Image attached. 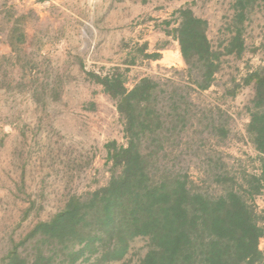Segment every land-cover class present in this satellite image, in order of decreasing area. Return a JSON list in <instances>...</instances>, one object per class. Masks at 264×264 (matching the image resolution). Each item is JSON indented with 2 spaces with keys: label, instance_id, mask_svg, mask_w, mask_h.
I'll return each instance as SVG.
<instances>
[{
  "label": "rangeland",
  "instance_id": "374dc122",
  "mask_svg": "<svg viewBox=\"0 0 264 264\" xmlns=\"http://www.w3.org/2000/svg\"><path fill=\"white\" fill-rule=\"evenodd\" d=\"M235 0H0V264L16 250L33 253L27 239L37 223L50 220L71 197L104 187L112 168L105 146H125L124 121L116 103L92 75L120 74L131 89L143 78L159 83L158 103L167 129H175L163 161L187 172L209 197L237 192L262 225L264 180L246 126L249 87L222 96L228 76L264 67V8L248 13L247 51L222 70L206 91L183 78L177 41L165 30L177 26L174 12L189 7L207 22L217 45L226 38ZM169 21L166 27L163 22ZM156 54V58L148 57ZM189 86L173 92L172 86ZM186 103V106L184 104ZM187 110L183 127L181 110ZM261 219V220H260ZM132 243L126 260L144 256ZM264 251V238L259 240ZM75 264H95L94 258Z\"/></svg>",
  "mask_w": 264,
  "mask_h": 264
},
{
  "label": "trees",
  "instance_id": "16d2710c",
  "mask_svg": "<svg viewBox=\"0 0 264 264\" xmlns=\"http://www.w3.org/2000/svg\"><path fill=\"white\" fill-rule=\"evenodd\" d=\"M255 7L264 8V0H235L230 30L217 45L207 36L206 20L189 7L174 12L177 26L165 34L177 41L185 64L182 77L196 90H208L229 61L244 57L248 13ZM239 74L228 76L222 96L233 98L243 87L252 90L246 132L261 162V177L248 183L253 195L264 180V67ZM91 75L124 121L126 145L105 146L118 172L104 187L71 197L50 220L37 223L27 236L36 239L33 253L13 250L3 264H75L89 257L95 264H111L126 260L135 241H142L146 252L134 264H264L258 248L264 216L260 225L254 208L237 192L216 198L199 192L187 172L163 161L167 136L175 129L166 128L159 83L143 78L128 89L115 72ZM180 85L174 84L173 92L182 89L187 96L191 88ZM181 111L185 127L188 112Z\"/></svg>",
  "mask_w": 264,
  "mask_h": 264
}]
</instances>
